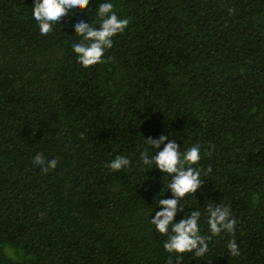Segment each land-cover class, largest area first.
Segmentation results:
<instances>
[{
	"label": "trees",
	"instance_id": "16d2710c",
	"mask_svg": "<svg viewBox=\"0 0 264 264\" xmlns=\"http://www.w3.org/2000/svg\"><path fill=\"white\" fill-rule=\"evenodd\" d=\"M105 2L42 35L35 0H0V264H176L150 222L171 177L141 160L161 135L201 149L175 221L198 210L208 235L207 204L237 220L181 264H264V0H109L129 25L85 68L75 25L99 27Z\"/></svg>",
	"mask_w": 264,
	"mask_h": 264
},
{
	"label": "clouds",
	"instance_id": "9594fccd",
	"mask_svg": "<svg viewBox=\"0 0 264 264\" xmlns=\"http://www.w3.org/2000/svg\"><path fill=\"white\" fill-rule=\"evenodd\" d=\"M90 0H35L33 17L37 21L40 33L49 34L56 23H61L63 17L71 13L83 12L88 8ZM98 12L99 27L93 23L80 21L75 25V34L81 39L72 45L78 62L85 68L104 62L106 50L113 47V38L125 31L129 19H121L114 11V4L105 2L96 9ZM231 11V10H230ZM169 137L161 135L159 139H146L147 147L141 154L144 166L152 169L155 165L171 179L167 183L168 190L174 198L159 199L158 206L161 211L155 212V217L150 220L155 230L165 235L168 239L163 247L168 253L176 254V264H181L183 254L192 253L196 257H204L208 251V241L221 232L234 234L237 220L231 217L230 208L223 205L207 204L208 235H201L199 222L201 213L198 210L191 212L190 217L175 221L178 211H183L180 204L189 194H195L202 186L201 174L193 167L201 159L200 146L194 145L181 154L180 146L176 142L165 143ZM161 145H164L160 150ZM155 149V155H150V150ZM210 156L211 152H205ZM34 164L40 166L47 174L49 169H55L58 164L56 158L45 160L42 154L34 157ZM131 161L123 155L116 156L106 166L113 172H118L128 166ZM230 255L239 256V247L236 241L230 240L227 244ZM168 264H173L170 256Z\"/></svg>",
	"mask_w": 264,
	"mask_h": 264
}]
</instances>
